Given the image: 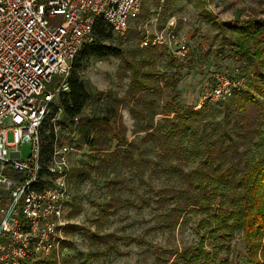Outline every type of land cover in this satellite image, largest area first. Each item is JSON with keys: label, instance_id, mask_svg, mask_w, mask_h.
<instances>
[{"label": "rangeland", "instance_id": "374dc122", "mask_svg": "<svg viewBox=\"0 0 264 264\" xmlns=\"http://www.w3.org/2000/svg\"><path fill=\"white\" fill-rule=\"evenodd\" d=\"M201 2L144 0L138 20L130 24L127 33L118 36L110 31L109 38L103 41L139 59L140 51L145 49L140 47L145 35H152L154 30L163 28L170 18H174V30L179 39L187 42L188 52L183 60L172 58L166 49L156 48L153 54L149 68L160 91L145 95L152 100L149 116L155 113V122L163 117H172L178 109L199 107L213 73L221 72L222 75L243 79V89L251 81L247 60L238 61L232 47L225 45L222 48L219 43L220 26L234 20L237 11L242 12L241 20L253 15V10L257 17L264 18V0ZM120 63L121 60L113 57L104 60L89 58L82 63V69L77 73L89 85L93 95L82 116L103 114L108 105V95L124 97L128 79L120 76ZM57 80L54 77L48 85L50 90L57 87ZM220 104L203 105L217 109ZM120 116L128 142L138 145V148H133V154L136 156L143 151L146 157L152 158L154 149L149 142H142L145 132L137 126L129 104L122 105ZM46 131L48 128L42 131L45 144L48 141ZM64 134L65 130L59 132V136ZM7 137L11 141V134ZM70 144L75 145L71 155V200L66 214L67 240L59 264H177L184 252L200 254L184 264H248L241 234L235 232L230 239L218 240V234L212 232L215 223L210 219L219 210L216 201L210 207L179 217L174 224L166 217L169 204L165 208L164 223V210L153 202L145 203L146 199H156L153 191L148 186L138 185L127 160L121 158L115 170L103 169L99 167V154L79 140ZM115 148L116 142L112 141L111 149ZM126 148L131 150L129 146ZM21 153L22 157L29 154L27 144L21 146ZM194 165V161L188 162V167ZM147 176L148 170L145 178ZM166 181L165 175L159 174L154 177L153 184L159 186ZM113 197L116 200H111ZM141 198H144L143 203ZM113 201L114 206L111 204ZM95 234H113L118 239L116 247L98 243L93 237ZM96 243L99 244L98 250ZM36 263L58 264L52 257H38L31 264Z\"/></svg>", "mask_w": 264, "mask_h": 264}, {"label": "trees", "instance_id": "16d2710c", "mask_svg": "<svg viewBox=\"0 0 264 264\" xmlns=\"http://www.w3.org/2000/svg\"><path fill=\"white\" fill-rule=\"evenodd\" d=\"M199 2L202 4L201 0ZM253 12L248 19L241 20L242 12L237 11L234 20L221 23L219 43L222 48L232 47L238 61L247 60L251 81L234 97L221 101L217 109L210 104L196 109H178L172 117L155 122V113L149 116L152 100L146 96L160 90L149 66L156 48H164L146 47L140 51L139 59L131 57L103 42L109 38L111 29L99 20L92 40L83 44L72 62L69 91L59 96L49 118L58 108L66 122L72 123L78 117V140L99 154L100 168L115 170L121 158L127 160L138 185L148 186L153 191L156 199H146L145 203L153 202L164 210V223L165 208L169 204L166 217L174 224L179 217L210 207L216 201L219 210L210 221L215 223L212 232L218 234V240L230 239L235 232L241 234L248 264H264V18ZM212 18L216 22V18ZM109 57L121 60L120 76L128 79L126 93L122 98L108 95L103 114L84 117L83 110L93 95L77 72L89 58ZM123 104L130 105L133 119L145 132L142 142H149L153 147L152 158L146 157L143 151L136 156L133 154V148L138 145L129 143L126 137L120 116ZM46 138L52 139V134ZM112 141L116 142L114 150ZM43 151L47 153L48 145ZM189 161L195 162L194 167H188ZM147 170L149 176L145 178ZM159 174L165 175L167 181L156 186L153 180ZM143 201L141 198L140 202ZM111 204L114 206V201ZM93 237L110 248H115L118 240L113 234ZM199 255L184 252L177 264Z\"/></svg>", "mask_w": 264, "mask_h": 264}, {"label": "built area", "instance_id": "2783aa9c", "mask_svg": "<svg viewBox=\"0 0 264 264\" xmlns=\"http://www.w3.org/2000/svg\"><path fill=\"white\" fill-rule=\"evenodd\" d=\"M143 1L0 0V264L38 257L60 263L71 200L75 145L70 143L78 140V117L69 123L60 108L50 118L49 113L69 91L72 62L92 40L97 21L124 36L138 20ZM175 27L170 18L145 35L140 47H163L183 60L187 42ZM54 77L58 80L52 91L48 85ZM210 82L199 107L231 99L244 88L243 79L221 72L213 73ZM45 128L46 137L52 134L46 144ZM62 130L65 134L59 136ZM23 144L29 146L26 157Z\"/></svg>", "mask_w": 264, "mask_h": 264}, {"label": "crops", "instance_id": "0c3cea01", "mask_svg": "<svg viewBox=\"0 0 264 264\" xmlns=\"http://www.w3.org/2000/svg\"><path fill=\"white\" fill-rule=\"evenodd\" d=\"M34 261H32V262H29V263H33Z\"/></svg>", "mask_w": 264, "mask_h": 264}]
</instances>
